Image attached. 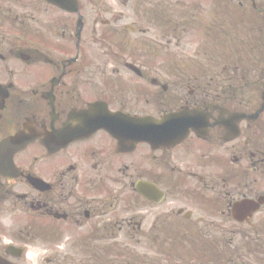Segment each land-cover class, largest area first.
Segmentation results:
<instances>
[{"label":"flooded vegetation","instance_id":"flooded-vegetation-1","mask_svg":"<svg viewBox=\"0 0 264 264\" xmlns=\"http://www.w3.org/2000/svg\"><path fill=\"white\" fill-rule=\"evenodd\" d=\"M95 241L264 264V0H0V264Z\"/></svg>","mask_w":264,"mask_h":264},{"label":"rangeland","instance_id":"rangeland-1","mask_svg":"<svg viewBox=\"0 0 264 264\" xmlns=\"http://www.w3.org/2000/svg\"><path fill=\"white\" fill-rule=\"evenodd\" d=\"M185 2H190L191 0H184ZM233 35V34H232ZM227 40L229 41V46L232 48V45H233V38L232 40H230L229 38H227ZM162 51V53H160V51ZM224 49L222 48V51ZM160 51H157L156 52V56L157 57H161V56H170V55H173V50H167V49H160ZM196 52H197V49L195 48H190L189 46H186L185 48L183 49H180V50H174V56H179V57H183V56H196ZM209 52V51H208ZM226 54H230L229 52H225L222 56H226ZM152 55V54H151ZM144 56V55H142ZM145 57V56H144ZM106 246V245H105ZM103 248V244L101 242H94L93 243V247L91 248L92 249V252H95L99 249ZM112 254H115L117 256H124L123 254H121L117 248H112L111 245H109V257L110 259H112L111 255ZM82 258L84 260L87 259V257L85 255H82ZM81 259V256L78 255V260ZM107 259V257L103 256V261L105 262V260ZM127 259V257H126ZM93 260V263L96 262L98 263L94 258H92ZM87 264H91V263H87Z\"/></svg>","mask_w":264,"mask_h":264}]
</instances>
